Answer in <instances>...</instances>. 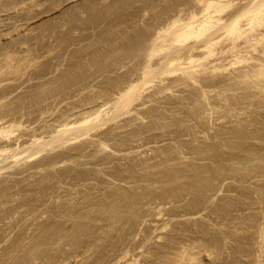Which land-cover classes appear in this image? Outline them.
Returning <instances> with one entry per match:
<instances>
[{"label":"rangeland","instance_id":"obj_1","mask_svg":"<svg viewBox=\"0 0 264 264\" xmlns=\"http://www.w3.org/2000/svg\"><path fill=\"white\" fill-rule=\"evenodd\" d=\"M218 1L0 0V264H264V0Z\"/></svg>","mask_w":264,"mask_h":264},{"label":"bare ground","instance_id":"obj_2","mask_svg":"<svg viewBox=\"0 0 264 264\" xmlns=\"http://www.w3.org/2000/svg\"><path fill=\"white\" fill-rule=\"evenodd\" d=\"M257 1V0H256ZM201 2V1H200ZM219 1L217 0V2H214V1H209V0H207V2H206V5H205V8L203 9L204 11H202L203 12V15H202V20L199 22V24H198V27H201L202 29L203 28H205V30L208 28V25H210L212 22V24H214V20L216 19V21H222V20H220L219 18L220 17H217V14H219L220 13V11L222 12V10H220V8H219V3H218ZM222 2V1H221ZM205 4V3H204ZM255 4H258V3H255ZM5 5V4H4ZM3 5V6H4ZM14 5V4H13ZM232 5V4H231ZM253 5V4H252ZM15 6V5H14ZM204 6V5H203ZM217 6V7H216ZM254 6V5H253ZM251 6L252 8L250 9V8H246V10H239V11H241L242 13L240 14L239 13V16L237 15V17H236V15L234 16V17H236V18H233L232 20H230V22H228V24L227 25H225V26H223L224 28V32H225V34L227 33V35L228 36H234V38H235V40H238L239 38L241 39V37H243V36H245V32L247 31L248 33H250L251 31H255V29L254 28H256L257 26L260 28V26H262V25H264V2H261V3H259L258 5H256V6ZM231 7V6H230ZM229 7V8H230ZM250 7V6H249ZM10 9V8H9ZM241 9V8H240ZM248 9V10H247ZM6 10V9H5ZM19 10V9H18ZM223 11H224V9H223ZM21 12V11H20ZM235 13H238V12H235ZM248 13H250L252 16H251V20H250V22L249 21H247V23L246 24H244V25H240L239 24V22H241L242 20H241V16H243L244 17V15H247ZM232 15V14H231ZM193 17H191L192 19H194V15H192ZM248 16H249V14H248ZM242 17V18H243ZM247 17V16H246ZM250 18V17H249ZM179 19V18H178ZM190 20V19H189ZM239 20H241V21H239ZM248 20V19H247ZM174 21V20H173ZM176 22L177 21H175V22H173V25H175L176 24ZM189 22V21H188ZM220 23V22H219ZM215 24H217V23H215ZM220 24H222V22L220 23ZM222 25H224V24H222ZM221 25V26H222ZM194 25L192 24V22H190L189 24L187 23V25L183 28V29H177V30H175L173 33H170L169 35L171 36V41L172 42H182L181 40L182 39H187L188 37H190L191 35H196L198 32H197V30H195L194 31V27H193ZM215 26H217V25H215ZM245 26H246V29H245ZM247 26H248V29H247ZM207 27V28H206ZM210 27V26H209ZM262 27H264V26H262ZM64 28V27H63ZM211 28V27H210ZM214 28V27H213ZM218 28H220V27H218ZM73 29V28H72ZM209 29V28H208ZM207 29V30H208ZM221 29V28H220ZM257 30V29H256ZM200 31V30H199ZM216 31H218V30H216ZM201 32V31H200ZM246 32V33H247ZM253 32H251L250 34H252ZM262 32H264V31H262ZM66 33V32H65ZM247 33V34H248ZM159 34V33H158ZM246 34V35H247ZM256 34V33H255ZM260 34V33H259ZM261 36H262V34H260ZM49 36V35H48ZM163 37V36H162ZM248 37V36H247ZM252 37H254V36H252ZM256 35H255V37H254V41L255 42H257V44L262 40V38L260 37V39L258 40V39H256ZM169 38V37H168ZM259 38V37H258ZM212 39V40H211ZM230 39H232V38H230ZM245 39V38H244ZM247 39V40H246ZM245 40H246V42H250V36H249V38H246ZM249 39V40H248ZM208 40V39H207ZM234 40V42H233V44H231L232 46H228L229 47V50H233V49H235V47H234V44H235V42H237V41H235ZM244 40V41H245ZM15 42V41H14ZM206 43L204 44V49H210V47L212 46V45H214V43H217V39H213V38H211L210 37V40L209 41H205ZM238 43V42H237ZM244 44V43H243ZM245 44H247V43H245ZM253 44V43H252ZM21 45V44H20ZM140 45V44H139ZM216 45V44H215ZM253 45H256L255 43L253 44ZM22 46V45H21ZM237 47H238V45H236ZM242 46V45H241ZM251 46V45H250ZM249 46V47H250ZM256 46H254L253 48H255ZM223 48V47H222ZM245 48V47H244ZM252 48V49H253ZM59 49V48H58ZM154 49V48H153ZM152 50V49H151ZM157 50V49H156ZM225 50V49H224ZM61 51V50H60ZM221 51V50H220ZM228 51V50H227ZM246 51V50H245ZM244 51V52H245ZM255 51V50H254ZM11 52V51H10ZM153 52H155V50H153ZM216 52V51H215ZM224 52V51H223ZM229 52V51H228ZM238 52V51H237ZM240 52H242L241 50H240ZM249 52V51H248ZM1 53V52H0ZM209 53V52H208ZM211 53V52H210ZM230 53V52H229ZM232 53V52H231ZM246 53H247V51H246ZM250 53V52H249ZM262 53H264V52H262ZM219 54V53H218ZM220 54H221V52H220ZM131 55V54H130ZM210 55V54H209ZM224 56V55H223ZM16 59V58H15ZM29 59V58H28ZM42 59V58H41ZM174 60V59H173ZM171 61V60H170ZM172 62V61H171ZM9 63H7V64H5V65H8ZM11 64V63H10ZM18 64V63H17ZM4 65V66H5ZM16 65V64H15ZM35 65V64H34ZM11 66H12V64H11ZM11 66H9L8 65V67L10 68ZM36 66V65H35ZM47 66V65H46ZM16 68V67H15ZM45 68V67H44ZM62 68V67H61ZM2 69V68H1ZM26 69V68H25ZM41 69V68H40ZM15 70V69H14ZM17 70V69H16ZM27 70V69H26ZM18 71V70H17ZM15 72V71H14ZM198 72V71H197ZM2 73V72H1ZM12 73V72H11ZM23 73V72H22ZM50 73V72H49ZM239 73V72H238ZM246 75V74H245ZM259 76V75H258ZM262 76V75H261ZM237 77V76H236ZM239 78V77H238ZM244 78V77H243ZM262 78H264V76H262ZM241 79V78H240ZM261 79V78H260ZM69 84V83H68ZM131 85V84H130ZM133 85V84H132ZM42 86V85H41ZM131 89V88H130ZM39 90V89H38ZM59 90V89H58ZM56 91H57V89H56ZM35 92V91H34ZM39 92V91H38ZM50 92V91H49ZM29 93V92H28ZM25 95V94H24ZM40 96V95H39ZM43 96V95H42ZM28 98V97H27ZM105 99V98H104ZM127 99L128 98H126V101H127ZM99 100V99H98ZM124 104H125V102H123ZM127 103V102H126ZM33 104V103H32ZM120 104V103H119ZM123 104V105H124ZM15 105V104H14ZM44 105V104H43ZM126 105V104H125ZM102 106V105H101ZM94 107V106H93ZM9 109V108H8ZM10 110V109H9ZM98 110V109H97ZM81 113V112H80ZM86 113H87V111H86ZM89 113V112H88ZM91 113V112H90ZM2 115V114H1ZM85 115V114H84ZM78 116V115H77ZM13 117V116H12ZM69 119V118H68ZM71 120V119H70ZM55 121V120H54ZM3 122V121H2ZM13 124V123H12ZM54 124H56V123H54ZM70 125V124H69ZM68 127V126H67ZM4 128V127H3ZM33 130V129H32ZM96 131V130H95ZM31 132V131H30ZM34 132V131H33ZM36 133V132H35ZM48 134V133H47ZM51 135V134H50ZM40 139V138H39ZM0 142H2V141H0ZM1 146V145H0ZM51 146V145H50ZM3 147V146H2ZM14 148V147H13ZM3 150V149H2ZM1 150V151H2ZM4 151V150H3ZM6 151V150H5ZM42 151V150H41ZM38 153V152H37ZM36 154V153H35ZM34 155V154H33ZM37 155V154H36ZM35 155V156H36ZM32 156V155H31ZM33 157V156H32ZM7 167V166H6ZM7 171V170H6ZM118 195V194H117ZM262 216H264V215H262ZM262 230H264V228H262ZM262 234V233H261ZM262 238H264V237H262Z\"/></svg>","mask_w":264,"mask_h":264}]
</instances>
